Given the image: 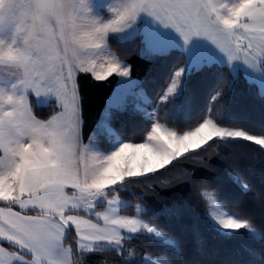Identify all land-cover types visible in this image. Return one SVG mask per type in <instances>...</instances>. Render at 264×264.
Here are the masks:
<instances>
[{
  "label": "snow or ice",
  "instance_id": "obj_1",
  "mask_svg": "<svg viewBox=\"0 0 264 264\" xmlns=\"http://www.w3.org/2000/svg\"><path fill=\"white\" fill-rule=\"evenodd\" d=\"M0 264H264V0H0Z\"/></svg>",
  "mask_w": 264,
  "mask_h": 264
},
{
  "label": "trees",
  "instance_id": "obj_2",
  "mask_svg": "<svg viewBox=\"0 0 264 264\" xmlns=\"http://www.w3.org/2000/svg\"><path fill=\"white\" fill-rule=\"evenodd\" d=\"M183 52L181 49H171L166 52H163L162 55H159L155 61L146 59L143 56H132L129 59V62L133 65V75L137 79H143L146 74L148 73L149 69L151 68L152 75L155 76L154 80L149 81V88L150 89H158L163 86L165 82V76L167 75L168 70L170 69L173 60L175 57L180 55ZM220 67H224L217 63ZM216 70V65L209 64L206 65L204 72H197L196 75L193 77V81H201L202 87L200 89V99L201 102L204 103L207 100V90L211 87L213 83V76L212 73ZM239 82L236 85L238 92L241 93V98L247 97V83L246 78L241 74H238ZM86 91L88 94V101H87V116L89 122H91L99 111L103 108L104 103L107 101L108 95L111 91V82H91L86 85ZM259 110L253 109V116L258 118ZM171 124V122H169ZM172 127H175L173 124ZM240 148L241 146H235ZM182 190L177 188L175 191L169 193V195L175 197L180 195ZM133 205L138 203L134 198L132 200ZM201 210H204V206L201 205ZM233 211L239 212V208H233ZM134 207L132 209H126L125 212H133Z\"/></svg>",
  "mask_w": 264,
  "mask_h": 264
},
{
  "label": "crops",
  "instance_id": "obj_3",
  "mask_svg": "<svg viewBox=\"0 0 264 264\" xmlns=\"http://www.w3.org/2000/svg\"><path fill=\"white\" fill-rule=\"evenodd\" d=\"M146 23L147 22H150V18L148 20L145 21ZM158 31L164 33V36L162 38V40L160 42H157L154 47L160 49L162 52L165 51L166 49L167 50H170V49H173V48H177V49H185V45H184V42L182 40V38L179 36V34L175 33L173 29H171L170 27L165 29L163 26L161 25H158V24H154L153 25ZM200 38V40H199ZM204 38H201V37H195L193 38V41L190 42V46H192V43H197L199 42V44L201 43V40H203ZM171 42L174 47H169V44L168 43H165V42ZM209 42V41H208ZM211 44V42H209Z\"/></svg>",
  "mask_w": 264,
  "mask_h": 264
},
{
  "label": "rangeland",
  "instance_id": "obj_4",
  "mask_svg": "<svg viewBox=\"0 0 264 264\" xmlns=\"http://www.w3.org/2000/svg\"><path fill=\"white\" fill-rule=\"evenodd\" d=\"M199 40H200V38H199ZM193 47L201 49L203 56H205V57L214 56L216 58V62L217 63H219L221 65H224V56H223V54L220 53L218 49H215V46L212 45V44H210L205 39L201 40V43L200 44H199V42H198V44L197 43H192V46H190L188 48H193ZM185 50H186V48L183 49V51H185ZM163 52H166V51H163ZM238 74H241L242 76H244V74H243L242 71L241 72H238Z\"/></svg>",
  "mask_w": 264,
  "mask_h": 264
}]
</instances>
